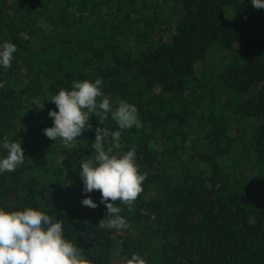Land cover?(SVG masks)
<instances>
[{
	"label": "trees",
	"instance_id": "16d2710c",
	"mask_svg": "<svg viewBox=\"0 0 264 264\" xmlns=\"http://www.w3.org/2000/svg\"><path fill=\"white\" fill-rule=\"evenodd\" d=\"M0 142H21L24 163L0 173V207H37L62 221L91 264H264V9L249 0H0ZM220 49L223 55L218 57ZM217 56L216 58H211ZM101 79L115 107L134 104L142 127L109 115L66 146L42 132L50 101L73 81ZM97 127L121 132L146 174L121 208L100 194L82 206L79 164ZM6 150L0 147V156Z\"/></svg>",
	"mask_w": 264,
	"mask_h": 264
},
{
	"label": "clouds",
	"instance_id": "9594fccd",
	"mask_svg": "<svg viewBox=\"0 0 264 264\" xmlns=\"http://www.w3.org/2000/svg\"><path fill=\"white\" fill-rule=\"evenodd\" d=\"M256 9H264V0H249ZM16 45L0 43V68L11 67ZM101 79L73 81L69 89L60 88L51 97L55 110H49L52 124L42 130L50 140L60 138L68 146L77 137L91 128L90 117L105 120L108 116L116 122L118 129L142 127L138 110L134 104L120 100L113 107L112 101L102 95ZM2 86V85H0ZM121 132H109L97 127L90 147L93 158L79 164L78 176L82 181V206L96 208L97 203L90 194L98 190L100 203L106 208L108 219L98 222L101 227L124 229L127 220L120 215L121 208L114 204L119 200L128 205L142 192L146 174L138 170L136 149L119 150ZM0 147L6 150L0 156V173L12 172L24 163L25 155L21 142L3 140ZM0 264H91V261L75 244L65 237L63 222L46 211L26 206L7 210L0 207ZM126 264H147L137 253H133Z\"/></svg>",
	"mask_w": 264,
	"mask_h": 264
},
{
	"label": "rangeland",
	"instance_id": "374dc122",
	"mask_svg": "<svg viewBox=\"0 0 264 264\" xmlns=\"http://www.w3.org/2000/svg\"><path fill=\"white\" fill-rule=\"evenodd\" d=\"M219 52H218V57H220L221 55H223V51L220 49V47H218ZM217 56H212L211 58H216Z\"/></svg>",
	"mask_w": 264,
	"mask_h": 264
}]
</instances>
